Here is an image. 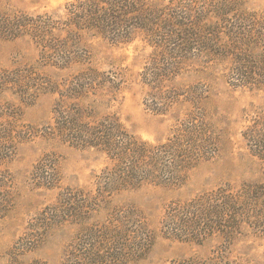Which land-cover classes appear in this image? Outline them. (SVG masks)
<instances>
[{"label": "rangeland", "instance_id": "obj_1", "mask_svg": "<svg viewBox=\"0 0 264 264\" xmlns=\"http://www.w3.org/2000/svg\"><path fill=\"white\" fill-rule=\"evenodd\" d=\"M73 1L9 0L7 4L31 15L62 14ZM247 7L263 12L264 0H248ZM146 40L142 32L134 31L117 44L102 38L86 41L92 65L116 82L107 85L97 113L117 116L127 132L150 143L165 141L177 120L190 113L193 120L203 118L214 138L212 156L191 168L178 187L147 184L119 193L106 189L108 208L101 209L94 221L107 220L113 207L126 204L140 211L153 240L141 259L127 264L188 259L196 264H264V159L252 152L243 136L255 122L264 123V88H234L224 76L223 65L192 55L196 51H183L190 57L174 66L172 48L156 49ZM77 68L59 70L45 64L35 46L25 40L0 42V264H8L10 253L28 237L36 242L23 260L66 264L72 231L59 226L46 230L41 215L68 188L96 194L97 176L109 165L94 150L45 134L59 101L47 83L68 78ZM164 72L172 73L163 82L165 89L178 99L166 115L152 110L151 90L142 82L144 74ZM26 80L29 83L23 85ZM220 188L239 195L246 205L253 194L258 196L256 208L241 213L240 228L232 238L215 234L196 244L166 237L162 221L171 201Z\"/></svg>", "mask_w": 264, "mask_h": 264}, {"label": "trees", "instance_id": "obj_2", "mask_svg": "<svg viewBox=\"0 0 264 264\" xmlns=\"http://www.w3.org/2000/svg\"><path fill=\"white\" fill-rule=\"evenodd\" d=\"M8 1L0 0V42L25 40L45 64L59 70L79 66L68 78L47 83L59 101L46 136L94 150L109 161L97 176L96 194L68 188L40 222L46 230L59 226L72 231L66 264H127L141 259L153 237L138 209L130 204L113 207L110 218L94 221L109 205L106 189L119 193L147 184L178 187L191 168L212 156L214 138L203 118L193 120L190 113L157 143L130 134L113 114L99 115L96 107L106 99L107 85L116 82L92 65L86 41L102 38L117 44L140 31L156 49L174 50V66L190 57L183 51H196L192 55L223 65L234 88H264V11L248 9V0H74L62 14L31 15L10 8ZM170 74H144L142 79L151 90L150 107L162 115L178 103L163 85ZM243 136L252 152L264 159V123L255 122ZM251 198L246 205L239 195L220 188L171 201L162 221L164 234L196 244L215 234L232 238L240 228L241 213L257 206L258 196ZM35 242L33 237L24 239L10 253L8 264H45L22 258Z\"/></svg>", "mask_w": 264, "mask_h": 264}]
</instances>
